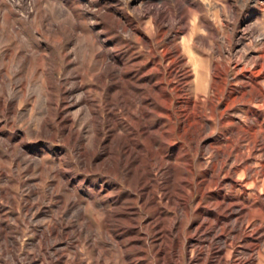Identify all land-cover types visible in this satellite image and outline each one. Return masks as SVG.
I'll return each instance as SVG.
<instances>
[{"label": "rangeland", "instance_id": "rangeland-1", "mask_svg": "<svg viewBox=\"0 0 264 264\" xmlns=\"http://www.w3.org/2000/svg\"><path fill=\"white\" fill-rule=\"evenodd\" d=\"M12 1L14 2V5ZM158 2L167 3V5L165 6L166 9H165L164 14L158 17L157 22L161 25V27H163L168 32V36L166 37L168 39H163V40L158 39L155 41L156 28L152 23L150 11H154L155 9L154 7L155 5L158 6L157 4ZM35 3H38V4H35ZM177 3L181 4L180 13L178 12V9L176 8ZM98 10L100 11V13H104L106 10H109L111 12H116L118 19H120L121 24L131 26L133 30L141 29L142 27L143 28L145 27L150 39L152 40V42H154L152 43V47H153L152 55L148 57L149 60L151 59L150 69L152 70L150 77H149L150 96H151V102H152V104H150L151 110H152V115H151L152 129L150 130L151 131L150 138L151 139L154 138L153 140L156 141L155 142L156 144L154 143V146L152 147V148L155 147L154 149H152V153H154L155 151L156 152L160 151V157H162V164L159 168L153 162L151 163L150 160L146 157V155H144L142 159L145 165V169L148 170L147 171L148 172L147 182L149 186L142 187L139 185L140 183L138 182L137 183L138 186L135 188L136 190L132 187L128 188L122 182H121V185L118 187L113 186L114 182L116 181H114L113 175L108 172L106 173L105 171H102V170L100 171L99 169L91 170V168H90L91 171H83L80 168V166L76 164L77 163L76 157L74 155L77 152L76 150L77 147H72L66 144L64 140V136H66L67 133L64 130H62L61 127L58 126V121H59L58 118L55 119L54 116L49 115V117L46 119V123H48V126H49L48 134H44L42 136L35 135L36 137L34 135L29 134V132L31 131L34 133L40 131L39 124L41 120L39 119H41L42 117H45V115L40 113L42 111L41 103H37L39 101V99H37V94L39 93H37L38 88L37 86H35V84L37 85L38 83L37 81H39L38 75L37 76L34 75L33 74L34 69L32 70L31 68L27 69V67H24V69H21V68L12 67L13 63L14 64L16 63L15 60L12 63L10 62L9 67L10 68L12 67V68L9 70V67H8L7 71L5 72L11 78L12 83L10 82L7 86H4L5 88H3V90L4 91L6 90L4 96L12 97L14 99L16 109L19 112H17V114L16 113L6 114L5 116H3L4 118L0 117V138L6 142L5 146L0 144V158H1L0 159V225L4 229L5 235H7L8 237H11L12 239H16L17 240L16 242H18V245L14 246L15 248H10L11 253L17 259L18 264H28L30 261H32L33 264H48L49 261L46 259L47 257L46 254L49 253V255H51L53 251L42 249L43 246H40L42 245L40 241L41 240L40 237L42 234H47L48 230H50V228H52L53 226L59 227L60 225L63 226V228L67 230L66 234L62 235V237L60 238V240L57 241V243L52 242L54 241L53 236L49 237V245L52 246L54 244L53 248L56 254H60V253L64 254L69 260H75L79 258V260L82 261L83 264H94L97 258H99L101 262L105 261V262H112L114 264H125L126 261L122 259V255H121L122 254L121 249H120L121 247L118 246L117 248L114 245V243L103 239V236L100 233L103 229L102 217L100 216L98 212H96V211H99V208L98 207L95 208L94 205L95 203L102 201V199L107 194H109V196L112 195V197H115L113 202L115 201L119 202L118 206L123 208V212H121L122 214L124 215L127 214L129 217V220L133 219L130 225L131 227L130 229L132 230V232H129L131 230H127L126 228L123 230L117 231V234L120 233L119 235L122 236V239L117 240V242H123V245L125 246L127 245L126 248L130 250V252H132L131 259H133V261L138 262V263L142 262V259H140V258H143L141 252L142 250L143 251L147 250L146 252L147 255L146 254L143 255L145 262L143 261L142 264H155L154 257H152L153 253L157 249L156 247H158L159 245H162V247L165 249V260L167 262L174 263L177 259L176 257L172 256V250H171L172 237L168 233H166L162 227H159V222L163 223L165 228H169L173 223H177L180 220V212L177 210H174V207L177 208V206L175 205H180V196L185 198V197H188V195L190 194L189 187L186 186L183 182L182 183L186 189V192L184 193L180 192V182L181 180L185 181L188 175L185 172L184 174L180 175V169H179L180 162H178L179 164L177 162L174 163L175 158H176L175 155L177 156L176 154V149L178 148L177 145L178 143H180V128L179 127L181 123L186 121L184 113H181V111L186 110V109L184 107L182 108L180 107L181 106L180 102L182 100V97L185 94L184 91L187 89V85L185 86L184 82L182 81L183 79L180 76L181 75L180 69H179L180 64L175 61L176 56L171 51V49L167 50V48L171 47L173 41H176L179 44H180V41H183L185 54H186L185 56L186 58L191 59L193 68H197L198 66L199 74L203 72L206 73L207 69H209L208 67H210V65H213L214 63L218 64L219 66H222V65H229V64H234L236 62H239L240 65L242 66H246V65L249 66L250 63L255 58H264V0H31V1L30 0H22V1L21 0H15V1L14 0H0V26H1L0 27V63L3 60V58H21L22 56L19 54H21V52L22 53L25 52L26 50L36 52L37 55H40L41 57L43 56L44 58H49V60L52 61L54 65H56V62L58 63L57 66H59L60 70L55 71V73L57 74V78H59L60 81H64V82L66 79H68V81H66L67 83L64 84V87L67 89H70L73 84H76L79 82V79H77V75H73L75 77L71 75V72L74 70L73 68L78 69L79 67L78 65L80 64L87 65V63L91 61V58H95L94 52L97 49L96 47L100 46L101 42H105L104 51L106 49L109 51V52H107V50L105 51L109 54V57L110 58L117 57V60L119 61L121 60L120 67L123 70H125V68L127 69L128 67L131 68V65L135 63V61H132L133 59L134 60L140 59L142 58L143 55H146L145 49L141 46V44L140 45L137 44L136 34H133L131 37H129L131 39L130 40L126 33H123L121 30L116 29L115 27H112V26L107 27L108 31L105 36H100V37L94 36L97 33H99L101 29L94 28V26H92L93 20H91L88 12H92V11L96 12ZM36 11L37 13L44 12L43 13L44 15L49 16L50 18L52 17L51 21L61 20L66 26L70 22H74L76 25L77 24L78 25L74 28V31H71L70 33L68 32L63 36H59L55 32L56 31L55 29L49 28L46 25L45 27L42 26L40 21H38V18L33 19L31 17L29 20L30 22L26 21L25 19H22L23 17H27L28 13L33 14ZM81 13L83 14V16ZM124 13H126L128 17L126 16L125 18V16L123 15ZM67 15L70 17L69 20L67 19L68 18ZM30 24H31V27H30ZM44 24H47V23H44ZM12 25L15 27L16 32L18 33L17 38L14 37L15 34L12 32V29H11ZM36 25H39V26L36 28ZM35 28L41 32L42 34L41 36L36 35L37 36L36 37L31 32ZM171 28L173 29L171 30ZM18 31H20V33ZM82 32L83 33L85 32V35L84 36L82 35V37L79 38ZM92 37L93 38L95 37L93 44H92ZM83 39L84 41L86 40L85 42L88 44L87 46H84V45L82 46L81 43L83 42ZM76 40L77 42H75ZM74 46L78 48L76 49ZM113 51H116V53H114ZM11 52L17 53L19 57L11 56L10 54ZM37 55L32 57L33 58L32 63L34 64L38 62L37 58L39 57ZM75 57L78 58L77 62H75ZM73 62L76 63V66H73L72 64ZM5 63L8 64V62H5ZM152 64L154 65V68H152L153 66ZM201 67L203 68L200 69ZM133 69L134 71H137L136 68H131L132 71ZM201 70L202 72H200ZM11 71L15 73H12ZM76 71L78 72V74H81L80 70H76ZM170 72L172 76H170ZM138 74H139L138 72H135L131 76L139 77ZM230 74L232 75V78H233L234 76L232 72ZM201 75L202 74H200L197 80L193 79V81L192 80L190 81L191 88L193 91L196 90L197 88H199L200 90L203 89L202 87H204V84L202 83H204L203 81H205V77H204L205 74L202 76ZM201 77L203 80L201 79ZM21 78L23 79V82H24L23 86H22ZM158 81L160 82L158 83ZM167 83L169 86H167ZM89 84H90L89 81H86L84 83L85 90H87V87L89 86ZM52 89H53V95L55 96V99L58 101L60 99L59 90H58L59 88L58 86L55 85ZM180 89L182 90V92L179 91ZM41 92H45L46 94V89L41 88ZM76 96L72 95V96L65 97V103H68V105L64 109L63 107H61V109L63 110L67 109V111L63 113V117L65 118L68 117L70 119H73L72 116H74L73 114L77 108L74 106L72 107L70 106L72 104L73 98ZM92 97L95 98L96 95L94 96L92 94ZM178 97H180L181 99ZM25 99L27 101H25ZM79 107L80 109H82L84 107V104H80ZM166 107H168L170 113L172 114L171 117H168L165 115ZM223 109L224 107L221 106L220 108H218L217 113L222 112ZM231 109L228 112L229 115L232 114L231 116L234 115L233 116L234 119L240 122L242 121L241 124L243 126H245L246 124L249 125V121L248 120L246 121L245 119L246 118L245 113L249 111V108L243 107L241 105L240 106L235 105ZM101 110H102L101 111V114H102L104 112L103 107L101 108ZM254 110L259 112L260 116L262 115L261 117L263 121H262L261 129L263 130L264 129V106H262V104H258L257 108L256 109L254 108ZM53 112L54 111L52 110V113ZM114 115L115 116L112 122L113 124L116 125L115 127L113 125V126H110V129H107L106 119L104 121L105 125L103 126V130H102L103 139L107 140L109 137H117V136H128L129 138H133V135H131V131L129 130V128L123 126L125 125V123H122V122H124L125 120H126L125 122L128 121L126 117L121 114V111L120 112L116 111ZM118 115L119 117H117ZM224 118L226 121L227 117H224ZM80 120H83V115L78 114L75 117L74 122L72 123V128H73L72 132L74 133L75 130L76 132L78 131V138H80V143H82V145H85L86 141L88 140V137L91 134L87 133L89 131V127L88 128L85 127L87 125L85 124L86 121L83 122L84 120L83 121H80ZM208 120H210V118H208ZM210 121H209V124H211L212 126L211 132H213L212 137H214V139L217 142V146H219V147L217 146L215 147L219 149L221 153L222 152L227 153L229 151L226 147L228 145L227 140L230 138H234V137L236 138L241 137L242 131L238 129L235 125L233 126V124H229L228 121L225 122V124L228 123L227 125L224 124L221 126L217 124L218 120L216 118H212ZM261 136H264V133L259 134L258 132V137H261ZM8 140L10 142H7ZM243 144L245 145L246 142ZM66 148H68V150ZM167 151H170V152L167 153ZM189 151L190 150L187 144H184V147L181 150V156L183 157V159L186 158V155L184 156V153L187 154V152L189 153ZM179 154H180V149H179ZM233 156H235V154H232L231 156L232 159H233ZM14 158H17V160L14 161L13 160ZM66 158L67 160H65ZM71 158L73 159V161ZM202 158L203 159L205 158L203 160L205 162L211 161L210 160L211 156L209 154L203 156ZM150 166L152 169H149ZM153 166L158 167V169L153 170L154 169ZM174 168L175 170L177 168L178 169L174 171ZM66 169L67 171H65ZM202 169L203 168L198 167L197 173L201 174L203 171ZM73 172L78 174V178L76 179L74 178L75 176ZM62 173H65L66 175L65 178L62 177L61 175ZM2 174L4 175V177L2 176ZM212 177L216 179L217 172H215L214 176ZM222 177L223 175H221V178ZM198 182L194 181V186ZM66 183H68V186H65ZM36 184L38 187L36 186ZM229 190L230 188H229L228 183H224L219 188H216V187L211 188L210 189L211 194L205 196L204 197L205 200L203 199L202 200L203 202L198 204V210L200 209L203 210L205 215H202V216L197 215V214L194 215V219L198 221V224L201 227H203V229L209 228L208 226H212L214 236L216 237L220 233L219 229L221 227L226 229V227H224L226 225V222L223 221V216L229 215L228 208L230 207H228V203L231 202V204L233 203L234 205H236L235 203H237V205H239V204H242V202L244 201V200H239V201L232 202L230 198L233 199V197L235 196V191L231 189L230 192H228ZM104 191H106V193H104ZM94 192H95V195H94ZM1 194H4V195L7 194L6 198L2 197ZM116 194L118 196H115ZM146 194L148 195L147 197L149 199V203H148L149 205L144 204L145 201L142 200V196ZM216 195H219V197ZM165 196H167L169 199H166ZM262 196H264V194H262ZM136 197H138V199ZM198 198H199V193L197 191L193 197V200L195 202L191 205V208L193 210H197L194 208L197 204L196 201ZM92 200H93V203H92ZM221 201L222 203L224 202L223 207L220 205ZM24 205L26 206V208L27 206L32 207L31 211L26 210ZM49 206L51 207L49 208ZM107 207L110 208V210H112L114 206L107 205L106 208ZM124 207L126 208L124 209ZM209 211L212 212V215L208 213ZM231 211L236 212L239 210L235 208L234 206H232ZM95 212L96 214H94ZM236 217H234L235 219L232 218L229 224H233L234 221L238 222V220L240 219V216H236ZM185 219L186 218H184V224L187 221V219L186 220ZM53 221H56V222H53ZM167 221L168 223H166ZM214 221L216 223H214ZM86 224H89L90 226V227L88 226L89 227L88 230H87ZM22 227L23 229H21ZM133 227L135 228L133 229ZM249 229H247L248 233H250L251 231ZM161 230H163V232L159 233V231ZM190 231L191 230H189L188 233ZM143 233L144 234L146 233V234L144 235ZM152 233L156 234V236L153 238V240L155 241L154 244L156 246L152 244L154 246H151L150 248L149 247L150 241H151L150 236L152 235ZM223 233L224 234L222 235V237L225 238V240H230L234 236L229 231H225ZM249 235L251 236V234ZM258 236L259 235L253 236V237L255 238ZM76 237H78L79 239ZM90 237H92V239ZM130 239L135 240V242L137 243L131 244ZM201 240H206V239L202 238ZM79 241H83V242H79ZM250 244L251 242L249 240L240 239L234 245V250H233V254L231 255L232 258L230 259V262H235L236 264H247V260L250 258V255L251 257L255 255V252H251L250 247H248ZM220 245H221V242L219 241L215 242L214 245L212 246V248H215V249H212L209 252V255L211 256L212 258L211 260L213 262H216L219 259H221V262L225 263L226 259L224 255L217 254L221 249ZM208 247L209 246L206 243H201L197 245V248L203 253L208 251L209 249ZM102 249H104V252ZM105 256L109 258H105ZM136 258L137 259L139 258V259L137 260ZM151 258L153 262H151ZM35 259H39V260H35ZM0 264H4V258L1 256V253H0Z\"/></svg>", "mask_w": 264, "mask_h": 264}, {"label": "bare ground", "instance_id": "bare-ground-1", "mask_svg": "<svg viewBox=\"0 0 264 264\" xmlns=\"http://www.w3.org/2000/svg\"><path fill=\"white\" fill-rule=\"evenodd\" d=\"M91 2H93V1H91ZM35 4H38V3H35ZM157 4H158V6L155 5L154 11H150L152 23L156 28L155 41L158 39H161V40L168 39V38H166L168 36V32L163 27H161V25L157 22L158 17L160 15L164 14L165 9H166L165 6L167 5V3L166 2H158ZM13 5H14V2H13ZM25 8H26V6H25ZM176 8L178 9V12L180 13L181 4L177 3ZM40 13H37V11L34 12L33 14L28 13L27 17L22 16L23 17L22 19L29 21L31 17L33 19L38 18V21H40L42 26L45 27V25H46L49 28L55 29L56 30L55 32L59 36H63L68 32L70 33L71 31H74V28L78 25V24L76 25L74 22H70L66 26L61 20L51 21L52 17L50 18L49 16L44 15L43 14L44 12L41 14ZM88 14L90 15L91 20H93L92 26H94V28L101 29V31L99 33L94 35L96 37L105 36L107 34V31H108V28H107L108 26H112V27H115L116 29L121 30L123 33H126L128 35V38L131 37L133 34H136L137 44L138 45L141 44V46L145 49V54H146V55H143L142 58H140V59H135V60L133 59L132 60V61H135L136 64L133 62L134 64L131 65V68H136L137 71H134V69L132 71L131 68H129V67L127 69L125 68V70H123L120 67V61L121 60L120 61L117 60V57L110 58L109 54L107 53L109 51L107 49H106L107 52H105L106 50L104 51L105 42H101V45L96 47L97 49L94 52L95 58H91V61L89 63H87V65L79 63L80 65H78L79 66L78 69L73 68L74 70L71 72V75L72 76L77 75V79H79V82L76 84H73L70 89H67L64 87V84L67 83L66 81H68V79H66L65 82L60 81L59 78H57V74L55 73V71L60 70L59 66H57V64H58L57 62H56V65H54L52 63V61L49 60V58H44L43 56L41 57L40 55H37L36 52L26 50L25 51L26 53L25 52L22 53L20 51L21 54H19V55L22 56L21 58H3V60L0 63V117L5 116L6 114H15V113L17 114V112H19L16 109L14 99L12 97L4 96L6 90L5 91L3 90V88H5L4 86H7L11 82V78L7 75V73L5 71H7L8 67H9V63L14 62V60H15L16 63L15 64L13 63L12 67L21 68V69H24V67H27V69H29V68H31L32 70L34 69L33 74L36 76L38 75V79H39V81H37L38 82L37 85L35 84V86H37V88H38L37 93H39V94H37V99H39V101L37 103H41L42 111L41 112L39 111V112L41 114L45 115V117H42L41 119H39V120H41V122L39 124L40 131L35 132V133L31 131V132H29V134L34 135V136L35 135L36 136H42L44 134H48L49 133V129H48L49 126H48V123H46V119L49 117V115H52V116H54L55 119L58 118V120H59L58 126L61 127V129L67 133V135L64 136V140H65L66 144L70 145L72 147H77V149H76L77 152L75 153L74 156L76 157V162H77L76 164H78L83 171H91L92 169H94V170L99 169L100 171L102 170V171H105L106 173L108 172V173L113 175L114 181H116V182H114L113 186H116V187L120 186L121 182L124 183L128 188L132 187L135 189L138 186L137 185L138 182L140 183L139 184L140 186L148 187L149 186L148 182H147V176H148L147 171L148 170L145 169V165L143 163L142 158L144 157V155H146V157L150 160V162L151 163L153 162L159 168L162 164V157H160V151H157V152L155 151L154 153H152V149L155 148V147L154 148H152V147L154 146V143L156 141L153 140L154 138L153 139L150 138V132H151L150 130L152 129V123H151L152 110H151L150 104H152V102H151V96H150L149 77H150L152 70L150 69V65H151L150 60L151 59L149 60L148 57L150 55H152V52H153L152 43H154V42H152V40L150 39L148 32H147L145 27L144 28L140 27L141 29L133 30L131 28V26L122 25L120 22V19H118V17H117L116 12H111L109 10H106L104 13H100V11L98 10L96 12H93V11L88 12ZM123 15L125 16V18H126V16L128 17V15L126 13H124ZM52 16H54V15H52ZM82 16H83V14H82ZM64 18H65V16H64ZM69 18L70 17L68 16L67 19L69 20ZM76 19H78V18H76ZM172 22H170V23H172ZM44 23H47V24H44ZM174 24H175V22H174ZM15 25H16V23H15ZM38 26L39 25H36V28ZM30 27H31V24H30ZM88 27H89V25H88ZM36 28L33 29V31H31V30L30 31L35 36L36 35L41 36L42 35L41 32ZM137 28H138V26H137ZM11 29H12V32L15 34L14 37L17 38L18 33L16 32V29L13 25L11 26ZM172 29L173 28H171V30ZM18 32L20 33V31H18ZM116 32H114V33H116ZM170 33H171V31H170ZM82 35L84 36L85 32L84 33L82 32V34L80 35L79 38H81ZM30 36H32V35H30ZM61 38H59V39H61ZM94 38L92 37V44L95 40ZM85 41L83 39V42L81 43L82 46L88 45ZM45 42H46V40H45ZM75 42H77V40ZM131 42H130V44H131ZM61 45H62V43H61ZM168 49H171V51L176 56L175 61L180 64V68H179L180 73H181L180 76L182 77V79H183L182 81L184 82L185 86L187 85V89L185 91L183 90L185 94L182 97L181 102L179 101L181 104L180 107L181 108L184 107L186 109V110L182 109L183 111H181V113H184L186 121L181 123L180 127H179L180 128V143H178V145H177V147H178L176 149L177 156L175 155L176 158H175L174 163L180 162V165H179L180 166V168H179L180 169V175L184 174V172L188 175L187 179H185V181L181 180V182H180V192L181 193L186 192V189L183 186V183H184L186 186L189 187L190 194L188 195V197H185V198L180 196V205H175V206H177V208L174 207V210H177L180 212V220L177 223H173L169 228H165L163 223L159 222V227H162L163 230H165V232L168 233L172 237V241H171L172 242V246H171L172 256L176 257L177 260L174 263L167 262L165 260V249L162 247V245H159L158 247H156L157 249L155 250V252L153 253V256H152V257H154V263L155 264H236L235 262H230V259L232 258L231 255L233 254L234 245L240 239H242V240H249L251 242V244L248 247H250L251 252H255V255L253 257H251V255H250V258L249 259L247 258L248 260L246 259L247 264H262V263H264V196H262V194H264V136L258 137V132H259V134L264 133V129L263 130L261 129L262 121H263V119L261 117L262 115L260 116L259 112L254 110V108L256 109L258 104H262V106H264V58H255L250 63L249 66L246 65L247 63L245 64L247 67L240 65L239 62H236L234 64H229V65H222V66H219L216 63H214L213 65H210V67H208L209 66L208 65L207 67L209 69H207L206 73L203 72L205 74V76H204L205 81H203L204 83H202V84H204V87H202L203 89L200 90L199 88H197L196 90L193 91L191 88L190 81L191 80L193 81V79L197 80L199 78L200 74H202V75H204V74L203 73L199 74L198 66H197V68H193L192 63H191V59L186 58L183 41H180V44L177 43L176 41H173L171 47L167 48V50ZM167 50H166V52H167ZM13 52H15V51H13ZM13 52L10 53L11 56H13V57L18 56L19 57V55L17 53H13ZM28 52H29V54H28ZM51 52H52V50H51ZM71 52H72V50H71ZM113 52L116 53V51H113ZM36 55L39 58H37L38 62L36 64H34V63H32V61H33L32 57L36 56ZM52 57H54V56H52ZM73 59H74V57H73ZM77 59L78 58L75 57V62L78 61ZM126 59H128V58H126ZM154 59H156V58H154ZM123 60H125V59H123ZM159 61H158V63H159ZM5 62H8V64ZM72 64H73V66H76V63L73 62ZM155 64H157V63H155ZM11 68L9 67V70ZM152 68H154V65L152 66ZM202 68L203 67H201L200 69H202ZM76 70H80L81 74H78V72ZM205 70H206V68H205ZM11 72L15 73L13 71H11ZM135 72L139 73L138 74L139 77H136V76L132 77L131 76ZM200 72H202V70ZM231 72L234 76L233 78H232V75L230 74ZM177 73H178V71H177ZM170 76H172L171 72H170ZM73 77H75V76H73ZM177 78H178V76H177ZM201 79H202V77H201ZM86 81H89V83H90L89 86L87 87V90H85V88H84V83ZM160 81H158V83ZM21 82H22V86H23L24 85L23 79ZM25 83H26V81H25ZM232 83H234V84H232ZM55 85L58 86V88H59L58 90H59L60 99L58 101L55 99V96L53 95V89L52 88ZM195 85H196V83H195ZM167 86H169L168 83H167ZM41 88L46 89V94H45V92H41ZM194 88H195V86H194ZM181 89L179 90L180 92H182ZM21 90H22V88H21ZM55 92H57V91H55ZM78 94H80V95H78ZM92 94L94 96L96 95V97L93 98ZM15 95H16V93H15ZM72 95L73 96L78 95V96L73 98V101H72V104L70 107L74 106L77 109L74 112V114L72 113L74 115V116H72L73 119H70L68 117H66V118L63 117V113L65 111H67V109H65V110H63V109L68 105V103H65V97L66 96H72ZM155 96H157V95H155ZM169 98H170V96H169ZM178 98H180V97H178ZM26 99H28V98H26ZM26 99H25V101H27ZM67 99H66V101H67ZM166 99H168V98H166ZM80 104H84V107L83 108L81 107L82 109H80V107H79ZM101 105L103 107V111H104L103 113L104 114L103 113L101 114V111H102ZM235 105L236 106L241 105L243 107L249 108V111L248 112L246 111L247 113H245V115H246L245 119H246V121L247 120L249 121V125L246 124L245 126H243L241 124L242 121L241 122L237 121L236 119H234V117H233L234 115L231 116L232 114L231 115L228 114L229 110ZM221 106H223L224 109L222 110V112L217 113L218 108H220ZM35 107H36V105H35ZM61 107H63V109H61ZM165 109H166L165 115L168 117H171L172 114L170 113L168 107H166ZM52 110L54 111L53 113H52ZM116 111H119V112L121 111V114L124 115L126 117V119L128 120L127 122H125L126 121L125 120L122 123H125V125H123V126L129 128V130L131 131V135H133V138H129L128 136H117V137H109L107 140L103 139L102 130H103V126L105 125L104 121L106 119V128L107 129H110V126H113V125L115 127L116 125L113 124L112 121H113V118L115 116L114 113ZM78 114L83 115L84 121L83 120H80V121H83V122L86 121L85 124H87V125L85 127L86 128L89 127V131L87 133L91 134L88 137V140L86 141L85 145H82V143H80V138H78V131L76 132V130H75V132H76V133L74 132L75 134L72 132V129H73L72 123L74 122V119ZM117 114H119V113H117ZM117 117H119V115ZM224 117H227L226 121H228L229 124H233V126L235 125L238 129H240L242 131L241 137H237V138L234 137V138H230L227 140L228 145L226 147L229 150L227 153H224V152L221 153L219 151V149H217L215 147V146H217V142L214 139V137H212L213 136V132H211L212 126H211V124H209V121L212 118H216L218 120L217 124H219L220 126L224 125L226 122ZM208 118H210V120H208ZM18 119H20V118H18ZM185 122H186V124H185ZM7 123H9V122H7ZM227 124H225V125H227ZM35 131H37V130H35ZM116 132H118V131H116ZM35 141H36V139H35ZM223 141H225V140H223ZM7 142H10V141L8 140ZM245 142H246V144L244 145L243 143H245ZM5 143L6 142L0 138V144L5 146ZM184 144H187V146L189 147V150H190L189 153L188 152H187V154L184 153V156L186 155V158H184L185 160L181 156V150L183 149ZM217 147H219V146H217ZM223 147H224V145H223ZM66 149L68 150V148H66ZM179 149H180V154H179ZM224 150H222V151H224ZM169 152L170 151H167V153H169ZM212 152H214V153H212ZM65 153H66V151H65ZM207 154H209L211 156L210 162L203 161L205 158L203 159L202 157L207 155ZM232 154H235V156H233V159L231 157ZM163 157H164V155H163ZM13 160L16 161L17 158H14ZM65 160H67V158ZM72 161H73V159H72ZM158 167L153 166V168H154L153 170H157ZM198 167L203 168L202 169L203 171L201 174L197 173ZM90 168H91V170H90ZM53 169H54V167H53ZM149 169H152L151 166ZM176 170L174 168V171H176ZM65 171H67V169ZM215 172H217L216 179L214 177H212V176H214ZM70 173H72V172H70ZM178 173H179V171H178ZM61 175L64 178L66 176L65 173H62ZM99 175H101V174H99ZM221 175H223L222 178H221ZM2 176L4 177L3 174H2ZM74 176H75L74 177L75 179L78 178V174L74 173ZM14 177H16V176H14ZM119 177H120V179H119ZM9 179H10V177H9ZM224 180H226V181H224ZM194 181H197V182L200 181V182L196 183L194 186ZM112 183H113V181H112ZM224 183H228L230 190L232 189L235 191V196L233 197V199L230 198L232 202L233 201H239V200H244V201L242 202V204L238 203L239 205H237V203H235L236 205H234L233 203L231 204V202L228 203V207H230V208H228L229 210L227 209L229 212V215L223 216V221L226 222V225L224 226V227H226V229L221 227L219 229L220 233L216 237V236H214L212 226H208L209 228L203 229V227H201L198 224V221H196L194 219V215L195 214L201 215V216L205 215L203 210H201V209L198 210V204L203 202L202 200L204 199L205 196L211 194L210 193L212 191V190L210 191L211 188H213V187L219 188ZM60 184H62V183H60ZM36 186H37V184H36ZM65 186H68V183H66ZM91 187H93V186H91ZM56 188H57V186H56ZM61 188H62V186H61ZM119 189H120V187H119ZM174 189H176V188H174ZM45 190H46V188H45ZM196 190L199 193V198L197 199V201H196L197 204L194 208L197 210H193L191 208V205L195 202L193 200V197H194V194L197 192ZM230 190L228 192H230ZM52 191H53V189H52ZM106 191H104V193H106ZM1 192H3V191H1ZM6 195L1 194V196L4 198H6ZM94 195H95V192H94ZM115 196H118V195L116 194ZM147 196H148L147 194L142 196V200L145 201L144 204L149 203V199ZM216 196L219 197V195H216ZM39 197H40V195H39ZM163 197H164V195H163ZM116 198H118V197H116ZM136 198L138 199V197H136ZM165 198L169 199L167 196H165ZM114 199H115V197H112V195L109 196V194H107L102 199V201H99L98 203H95V205H94L95 208L96 207L99 208V211H96V212H98L100 214V216L102 217L103 229L100 233L103 236V239L114 243V245L117 248H118V246L121 247L120 248L121 252H122L121 255H122V259H124L126 261L125 264H142V262L144 261L143 255H145V254L147 255V253H146L147 250L146 251L142 250L141 254H142L143 258H140V259H142V262L138 263V262L133 261V259H131L132 258V254H131L132 252H130V250H128L126 248L127 245L126 246L123 245V242H117V240L122 239V236L119 235L120 233L117 234V231L123 230L125 228L127 230H131L130 225H131L133 219L129 220V217L127 214L124 215L121 213V212H123V208L118 206V203H119L118 201L113 202ZM120 199H122V198H120ZM223 200H224V198H223ZM92 203H93V200H92ZM220 203H221L220 205L223 207L224 202L222 203V201H221ZM3 204H4V202H3ZM34 205H35V203H34ZM107 205L108 206L112 205L114 207L112 210H110V208H108V207H107L108 209L106 208ZM165 205H166V203H165ZM218 205H219V203H218ZM159 206H160V204H159ZM173 206H174V204H173ZM232 206L237 208L239 211H236V212L231 211ZM44 207H45V205H44ZM50 207L51 206H49V208ZM25 208H26V206H25ZM95 208H93V209H95ZM125 208L126 207H124V209ZM31 209H32V207H30V206H27V208H26V210H30V211H31ZM63 211H64V209H63ZM96 212L94 214H96ZM153 212H155V211H153ZM55 213H57V212H55ZM208 213H210L212 215V212L209 211ZM214 214H216V213H214ZM63 215H64V213H63ZM236 216H240V219L238 220V222L234 221L233 224H229L230 220ZM184 218L187 219L185 224H184ZM196 219H198V218H196ZM135 220H137V219H135ZM218 221H219V219H218ZM53 222H56V221H53ZM24 223H26V222H24ZM48 223H50V222H48ZM83 223H85V222H83ZM166 223H168V221ZM214 223H216V222L214 221ZM63 225H64V223H63ZM88 226H89V224H86L87 230L90 227V226L89 227ZM135 227H133V229ZM249 228H251V229H249ZM21 229H23V227ZM247 229L251 230L250 233L247 232ZM163 230L159 231V233H162ZM189 230H191V231L188 233ZM66 231L67 230L65 228H63V226H61V225L59 227L53 226L52 228H50V230H48L47 234L41 235L40 241H41L42 245H40V246H43L42 249L53 251V253L51 255H49V253H47V254L45 253L47 255L46 259L49 261L48 264H83V262L80 261L79 258L75 259V260H69L64 254H61V253L56 254L54 252V248H53L54 244L52 246L49 245V237L53 236L54 241H52V242L57 243V241L60 240L62 235L66 234ZM225 231H229L231 234H233L234 235L233 238L230 240H225V238L222 237V235L224 234L223 232H225ZM129 232H132V230ZM133 233H135V232H133ZM137 233H139V232H137ZM147 234H148V232H147ZM226 234H228V233H226ZM249 234H251V236ZM89 235H90V233H89ZM126 235H127V233H126ZM138 235H140V234H138ZM257 235H259V236L255 237V238L253 237V236H257ZM123 236H124V234H123ZM155 236H156L155 233H152V235L150 236V240H151L150 246H149L150 248H151V246L155 245L154 244L155 241L153 240V238ZM148 237H147V239H148ZM76 238H78V237H76ZM90 238L92 239V237H90ZM132 238H134V237H132ZM202 238H204L206 240H201ZM99 239H97V240H99ZM94 240H96V239H94ZM16 241H17L16 239H12L11 237H8L7 235H5L4 229L0 225V253H1V256L4 258V264H18L17 259L15 258V256L10 251V248H15L14 246L18 245V242H16ZM217 241L221 242V245H220L221 249L217 254H220V255L223 254L224 255V257L226 259L225 263L221 262V259H219L216 262H213L211 260L212 259L211 256L209 255V252L212 249H215V248H212V246ZM79 242H83V241H79ZM130 242H131V244L137 243L133 239H130ZM228 242H229V244H228ZM108 243H106V244H108ZM201 243L208 244L209 249L207 252L203 253L202 251H200L197 248V245H199ZM152 244H154V245H152ZM169 246H170V244H169ZM216 248H218V247H216ZM228 248H229V250H228ZM110 249H111V247H110ZM102 250L104 252V249H102ZM67 251H69V250H67ZM71 251H73V250H71ZM77 252H78V250H77ZM111 252H113V251H111ZM82 255H83V253H82ZM105 258H109V257L105 256ZM35 260H39V259H35ZM151 262H153L152 258H151ZM28 264H33V263H32V261H30ZM94 264H114V263L105 262V261L101 262L100 259L97 258L95 260Z\"/></svg>", "mask_w": 264, "mask_h": 264}]
</instances>
